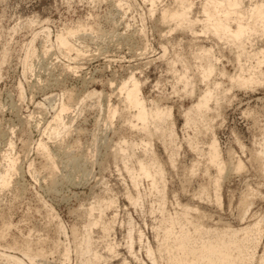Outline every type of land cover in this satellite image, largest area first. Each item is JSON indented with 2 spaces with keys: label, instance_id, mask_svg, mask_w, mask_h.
I'll return each instance as SVG.
<instances>
[{
  "label": "rangeland",
  "instance_id": "rangeland-1",
  "mask_svg": "<svg viewBox=\"0 0 264 264\" xmlns=\"http://www.w3.org/2000/svg\"><path fill=\"white\" fill-rule=\"evenodd\" d=\"M232 1L0 0V264H174L167 231L264 264V0Z\"/></svg>",
  "mask_w": 264,
  "mask_h": 264
},
{
  "label": "bare ground",
  "instance_id": "bare-ground-1",
  "mask_svg": "<svg viewBox=\"0 0 264 264\" xmlns=\"http://www.w3.org/2000/svg\"><path fill=\"white\" fill-rule=\"evenodd\" d=\"M237 5H238L237 1L233 0L231 3V6L235 7ZM206 14H207L208 19L212 18V15L208 11H206ZM225 14H226V20H229V19L232 20L234 18V16H236L238 14V12L235 10H228ZM173 16L177 20H181L185 17L184 14L181 15L179 13H175ZM220 31H222L223 33L230 34V35L234 36L236 38V40L239 41L245 35L249 34L252 31V29L250 28L249 25H246L242 22H239L237 24V30L234 31V29L232 27L224 25L220 21L218 27L216 28V32L219 33ZM212 68L213 67H211L209 69V73H211ZM212 96H213L212 92L207 93V95L204 97L203 101L200 102L199 104H197L196 108L199 111H202L203 109L208 108L209 103L212 100ZM126 100H127V103L130 105L131 108H133L134 110L136 109L139 119L145 120V118L147 116L146 110H145V104H144L143 100L140 98L139 86L134 81L132 82V87H129L126 90ZM212 150H213L214 155H215L214 157L212 156L213 157L212 161L215 162L217 160L216 157H217V153H218L217 152V146L215 143L213 144ZM240 165H242V164H240ZM238 167H239V165H238ZM237 169L239 170V168H237ZM146 175H147L148 179H152V177L148 171H146ZM152 181H153V179H152ZM217 200L219 201V199H217ZM242 204H244V203H242ZM247 229L248 228H246L245 230H247ZM222 233H224V232H222ZM216 235L219 236L220 241L222 243L230 241V239L226 238L224 235H219L217 233H216ZM193 243H198V242H196V241L192 242L191 237L188 235V233L186 231H181L179 236L177 238H174V239L172 238V233L170 231H167L165 234V240L163 241V244H162V250L168 252V259L169 260H176L177 263L175 262L174 264H185L187 262L186 253L183 254L182 256H179V258H177V259H176L177 256H175V251L185 252L186 250H192L191 253L196 258L197 262H205L207 259H210L213 257H218L220 259V261L222 262V264H237V263H235L236 262L235 256L232 254H229V250H227L223 246V244L222 245L220 244L221 245L220 246V245H215L214 243L202 240L201 247H196V246H194Z\"/></svg>",
  "mask_w": 264,
  "mask_h": 264
}]
</instances>
